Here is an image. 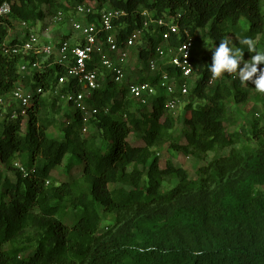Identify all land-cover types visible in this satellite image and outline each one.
I'll return each mask as SVG.
<instances>
[{"label":"trees","instance_id":"trees-1","mask_svg":"<svg viewBox=\"0 0 264 264\" xmlns=\"http://www.w3.org/2000/svg\"><path fill=\"white\" fill-rule=\"evenodd\" d=\"M54 1L0 0V7L4 3L11 6V14L0 17V98L9 96L18 83L53 91L65 75L62 68L54 66L42 75L21 76L19 57H7L1 51L13 21L42 22L47 17L46 9ZM74 1L96 2L99 9L109 4L110 8L126 10L130 14L126 20L128 32L142 26V12L155 17L181 14L180 26L195 37L197 31L209 26L208 35L215 47L223 37L234 36L236 46L245 51L244 60L255 53H249L239 41L246 36L256 40L264 33L263 0ZM242 20L247 22V28L241 26ZM157 43L155 37L151 38V50L143 51L141 57L149 59ZM211 59L212 54L193 59L198 78L190 94L203 100L204 105L199 108L187 105L188 115L183 118L186 146L200 154L229 148L241 141L239 133L228 130L226 104L245 102L249 96L237 78L230 79L231 85L209 86L207 66ZM118 89L117 85L109 84L89 101V106L101 113L90 122L96 133L87 138L82 137L83 120L79 112L66 114L62 127H57L54 119L43 116L48 101L40 96L33 100L25 119L1 120L0 113V165L16 178L12 180L0 171V264H264V248L214 243L192 251L167 248L147 232L142 233L141 242L134 241L130 234L111 238L100 234L105 217L139 205L171 201L187 194L195 185L186 171L172 161H167L161 169L158 158L153 159V149L164 140L171 143V148L188 149L174 142L172 131L176 119L165 109V98L159 97L149 107L139 108L127 97L125 88L121 96ZM105 108L107 114L103 113ZM53 126L61 131L60 137H49L48 131ZM256 128L254 125L250 140L259 141ZM101 137L107 141L106 150L97 145ZM67 155L70 166L75 159L80 161L79 165L74 163L81 168V177L58 186L48 185L51 173L63 164ZM14 158L21 160V166L29 171L27 175L15 166ZM232 161V158L219 160L224 164ZM165 176L177 179L178 185L163 195L161 179ZM260 188L264 189V174L248 175L228 182L215 201L220 202L221 212L230 218H248L250 206L264 218V190ZM188 212L183 207L177 215ZM70 216L73 223L68 225Z\"/></svg>","mask_w":264,"mask_h":264},{"label":"built area","instance_id":"built-area-1","mask_svg":"<svg viewBox=\"0 0 264 264\" xmlns=\"http://www.w3.org/2000/svg\"><path fill=\"white\" fill-rule=\"evenodd\" d=\"M10 14V4L4 3L0 7V17ZM129 16L122 9H99L96 2H75L67 8L56 10L48 21L49 27L69 23L71 35L47 40L39 28L41 22H21L26 30L25 37L16 44L5 42L1 46L3 55L19 57L18 71L24 77L42 75L54 66L62 68L65 75L59 79L54 90L48 92L43 87L32 89L18 83L9 96L0 98L1 120L25 119L36 97L53 94L72 111L81 114L84 135L91 129V120L101 113L98 108H91L89 101L109 84L118 86V96L125 88L127 97L139 108L149 107L159 97H164L165 109L171 114L175 113L190 96L198 78L193 61L196 37L180 26L181 14L155 17L149 12H142V26L131 32H128L126 23ZM154 37L159 43L155 46L154 54L145 60L141 53L151 50V38ZM135 52L144 66L140 69L143 73L140 71L139 76L132 78L134 76L130 75L128 68ZM229 76L224 74L213 80L210 74L208 85L217 86L223 79H236ZM143 78L147 80L141 81ZM192 83L194 86L191 88ZM76 87L81 90L77 92ZM103 113L107 114L108 109L105 108ZM15 166L24 175L29 173L23 166L17 163Z\"/></svg>","mask_w":264,"mask_h":264},{"label":"rangeland","instance_id":"rangeland-1","mask_svg":"<svg viewBox=\"0 0 264 264\" xmlns=\"http://www.w3.org/2000/svg\"><path fill=\"white\" fill-rule=\"evenodd\" d=\"M74 3V0H55L53 5L46 9V18H49L56 10L67 8ZM262 5L264 11V0ZM104 8H110V5L107 4ZM20 23L13 21L6 42L21 41L25 37L26 30ZM62 25L70 24L63 23L59 26ZM241 26L247 28V22L242 20ZM208 29L209 26L196 33L194 55L198 59L211 55L212 52L208 50V47H215L214 41L208 35ZM228 37L236 46L237 39L232 35ZM255 42L258 49L264 50V33L258 35ZM143 66L137 52L133 53L128 68L130 75L134 76L132 78L139 76ZM258 67L264 68V65ZM222 83L231 85V80L223 79ZM193 86L192 83L191 88ZM243 88L249 95L247 100L241 103L228 102L225 118L229 132L239 133L241 141L232 147L218 148L207 154H200L188 148L183 133L186 128L183 118L188 115L185 107L189 104H193L194 108L204 105L203 100L193 98L190 94L186 101L180 104V108L173 113L176 123L172 131L174 142L188 149L171 148V143L164 140L153 149V159L158 158L161 169L165 168L167 161H172L176 167L186 171L189 180L195 182V185L187 194L171 201L164 200L151 206L139 205L123 212H116L111 217H105L100 234L106 238L123 233L130 234L134 241L141 242L143 241L142 233L147 232L155 242L167 248H187L192 251H198L202 246L214 243L228 247L264 248V218L259 215L255 207L250 206L251 214L247 216L248 218H230L221 212L220 202L215 201L216 195L228 182L237 181L252 174H264V94L251 90L254 89L251 82L244 84ZM44 99L48 101V104L43 111V116L54 119L55 126L62 127L60 124L65 115L70 112L68 106L53 94H48ZM254 125L257 126L259 141L256 140L257 138L250 140ZM55 126L48 131L51 138L61 136V131L55 130ZM95 133L96 129L91 127L88 133L82 134V137L87 138ZM97 145L102 150H106L107 141L101 137L97 140ZM222 158H232L233 161L224 164L219 162ZM12 160L14 164L21 165L20 159ZM74 162L77 165L80 163L78 159ZM74 162L70 166V155H67L63 164L51 173L50 186H58L70 179H79L82 171ZM0 171H4V175L12 180L16 179L13 172L5 170L1 165ZM161 182L163 195L170 193L178 185V180L172 176L163 177ZM263 190L260 188V191ZM183 207L188 208V215H177V211ZM66 223L72 224L73 217L70 216ZM29 253H32V250Z\"/></svg>","mask_w":264,"mask_h":264},{"label":"clouds","instance_id":"clouds-1","mask_svg":"<svg viewBox=\"0 0 264 264\" xmlns=\"http://www.w3.org/2000/svg\"><path fill=\"white\" fill-rule=\"evenodd\" d=\"M239 45L245 46L249 53L255 54L249 60H244L245 51L240 46H235L228 36L221 39L218 47H208L212 52L211 63L207 66L211 79L216 80L228 74L238 78L245 85L251 82L254 84V89L251 90L264 94V68L258 67L264 65V50L256 47L252 37H244L239 41Z\"/></svg>","mask_w":264,"mask_h":264},{"label":"crops","instance_id":"crops-1","mask_svg":"<svg viewBox=\"0 0 264 264\" xmlns=\"http://www.w3.org/2000/svg\"><path fill=\"white\" fill-rule=\"evenodd\" d=\"M48 21L49 18H46L43 22H41V24H39V28H41L42 33H44L45 40L51 38H64L68 35H71V25L49 27ZM48 27H49V31L48 33H46V28ZM68 110L70 111L69 114L74 112L69 107Z\"/></svg>","mask_w":264,"mask_h":264}]
</instances>
